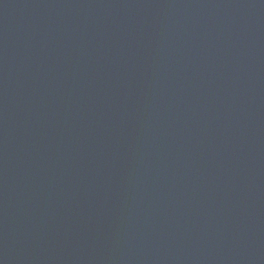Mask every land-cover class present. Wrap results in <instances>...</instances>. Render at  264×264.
<instances>
[{
	"label": "water",
	"instance_id": "obj_1",
	"mask_svg": "<svg viewBox=\"0 0 264 264\" xmlns=\"http://www.w3.org/2000/svg\"><path fill=\"white\" fill-rule=\"evenodd\" d=\"M0 264H264V0H0Z\"/></svg>",
	"mask_w": 264,
	"mask_h": 264
}]
</instances>
